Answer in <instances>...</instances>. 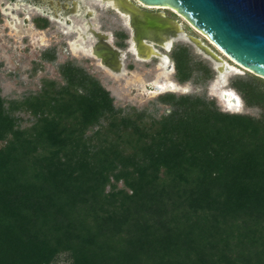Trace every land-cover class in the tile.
I'll use <instances>...</instances> for the list:
<instances>
[{
	"label": "trees",
	"instance_id": "trees-1",
	"mask_svg": "<svg viewBox=\"0 0 264 264\" xmlns=\"http://www.w3.org/2000/svg\"><path fill=\"white\" fill-rule=\"evenodd\" d=\"M171 55L180 83L215 75L188 45ZM59 70L23 100L0 89V264H264V78L231 80L259 116L166 93L158 117Z\"/></svg>",
	"mask_w": 264,
	"mask_h": 264
},
{
	"label": "rangeland",
	"instance_id": "rangeland-1",
	"mask_svg": "<svg viewBox=\"0 0 264 264\" xmlns=\"http://www.w3.org/2000/svg\"><path fill=\"white\" fill-rule=\"evenodd\" d=\"M6 3V0H0V89L2 96L8 102L23 100L25 97L37 93L47 82L64 83L59 68L62 64L73 61L97 78L110 91L118 107L131 106L140 110L148 109L154 115L160 117L169 110V106L160 103L158 101L159 96L166 93H175L177 95H200L208 99H214L221 110L230 113H243L253 116H259L260 114L259 108L247 107L245 102L240 111L227 110L212 90L213 86L221 81L214 70L213 62L200 54L193 45L181 40L175 42V46L188 45L196 59L208 63L215 71V75L206 83H195L193 80L180 83L175 77L176 70L171 71L168 78L182 85L185 90L162 93L153 91V88L149 87V83L161 76L163 69L160 66V59L153 58L148 61L138 59L129 50V43L124 42L123 45H120L117 42L114 33L120 29L128 33V25L120 13L107 5L91 2L94 15L90 21L99 30L110 33L112 43L125 50L126 74L113 73L110 69L101 65L96 56L88 55L81 49L74 51L71 42L74 40L75 31H71L59 21H51L48 27L42 31L32 28L31 17L37 15V12L25 5L19 7L17 10L19 20L12 24L9 14L3 12ZM26 16L30 18L29 21H26ZM76 20L80 23L83 22L82 19ZM180 20L185 27L187 22L193 29L186 30L188 33L203 39L208 38L184 17L181 16ZM50 53L55 54L56 58L54 60L47 58L46 55ZM170 56L172 58L171 53ZM172 60L174 59L172 58ZM248 73L252 72L245 68H242L238 73H226V86L232 87L231 80L234 77L247 76ZM238 94L240 93L238 92ZM17 113L23 117V127L30 125L29 119L32 116L29 113L23 111ZM3 144L4 142L0 141V146ZM120 186H123V184L120 183ZM70 261L67 254H61L53 264H70Z\"/></svg>",
	"mask_w": 264,
	"mask_h": 264
},
{
	"label": "water",
	"instance_id": "water-1",
	"mask_svg": "<svg viewBox=\"0 0 264 264\" xmlns=\"http://www.w3.org/2000/svg\"><path fill=\"white\" fill-rule=\"evenodd\" d=\"M101 1L125 18L132 30L129 50L133 45L139 59L158 58L175 71L170 53L175 42L181 40L213 62L220 80L226 81V73H238L242 68L264 78V0H136L145 6L176 10L206 39L188 33L183 22L165 11H148L135 0ZM90 26L97 38L91 47L92 54L113 73L126 74L125 50L112 43L109 33L95 29L91 23ZM149 87L162 93L161 86L153 82Z\"/></svg>",
	"mask_w": 264,
	"mask_h": 264
},
{
	"label": "flooded vegetation",
	"instance_id": "flooded-vegetation-1",
	"mask_svg": "<svg viewBox=\"0 0 264 264\" xmlns=\"http://www.w3.org/2000/svg\"><path fill=\"white\" fill-rule=\"evenodd\" d=\"M7 3L4 5V13H8L11 17L10 22L14 24L19 18L17 17V10L21 5H25L37 12V15L31 17L32 18V28L35 30H44L48 27L51 21H59L67 26L69 29L73 28L74 25L80 24L84 26L83 34L86 36V41L90 39L92 45L97 41L96 37H93L92 32L90 30V23L93 27L99 30L90 19L94 15L93 7L91 2H96L100 4L98 0H6ZM136 1V0H135ZM138 3V1H136ZM143 9L148 11H165L167 15L170 17H174L180 20L181 16L177 13L176 10L171 8H161V7H149L145 6L142 3H138ZM183 17V16H182ZM26 21H29V17H25ZM76 19H82V23L77 21ZM181 21V20H180ZM185 27V26H184ZM191 27L186 22V30H189ZM128 33H126L123 29H120L114 33V37L117 39V42L120 45H123L124 42L129 43L131 45L132 41V30L128 27ZM191 30H193L191 28ZM102 31V30H99ZM105 32V31H104ZM108 33V32H107ZM79 33L75 31L74 38ZM110 34V33H109ZM111 35V34H110ZM112 40V37H111ZM158 47V46H157ZM161 51H164L162 47H158ZM135 56L136 54L133 53ZM137 58V56H136ZM158 59V58H155ZM175 62V61H174Z\"/></svg>",
	"mask_w": 264,
	"mask_h": 264
},
{
	"label": "bare ground",
	"instance_id": "bare-ground-1",
	"mask_svg": "<svg viewBox=\"0 0 264 264\" xmlns=\"http://www.w3.org/2000/svg\"><path fill=\"white\" fill-rule=\"evenodd\" d=\"M98 1L102 2L101 0H98ZM83 28H84L83 25L76 24L74 25L73 28L70 29L71 31H77L79 33L74 38V40L71 42L72 49L74 51L81 49L86 54L93 55L91 51L92 42L87 43L86 36L85 34H83V30H84ZM130 51L135 53L133 49V45ZM167 64H168L167 62L160 60V66L163 69V71L161 73V76H159V78L153 81V83L155 85L161 86L162 92L163 91H183L185 90V88L182 85L168 78V74L171 73V70L168 68ZM212 90L214 94L219 97L220 101L226 107L227 110H230V111L242 110L243 102L240 96L233 88H229L226 86V81L221 80L219 83L213 86ZM153 91L158 92L155 89H153Z\"/></svg>",
	"mask_w": 264,
	"mask_h": 264
}]
</instances>
